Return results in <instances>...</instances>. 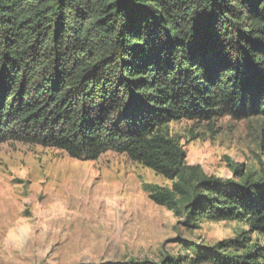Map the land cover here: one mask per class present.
<instances>
[{
	"label": "trees",
	"instance_id": "obj_1",
	"mask_svg": "<svg viewBox=\"0 0 264 264\" xmlns=\"http://www.w3.org/2000/svg\"><path fill=\"white\" fill-rule=\"evenodd\" d=\"M224 118L264 120V0H0V145L124 155L174 182L149 199L186 227L237 221L264 237V175L209 177L168 132ZM241 239L109 264H264V244Z\"/></svg>",
	"mask_w": 264,
	"mask_h": 264
},
{
	"label": "rangeland",
	"instance_id": "obj_2",
	"mask_svg": "<svg viewBox=\"0 0 264 264\" xmlns=\"http://www.w3.org/2000/svg\"><path fill=\"white\" fill-rule=\"evenodd\" d=\"M168 132L183 145L186 164L209 177L238 182L234 168L264 175L262 119L180 121ZM173 184L124 155L81 161L50 148L1 144L0 264L159 263L185 255L182 242L213 247L244 236L248 247L264 244L244 222L201 219L186 227L149 199V188Z\"/></svg>",
	"mask_w": 264,
	"mask_h": 264
}]
</instances>
